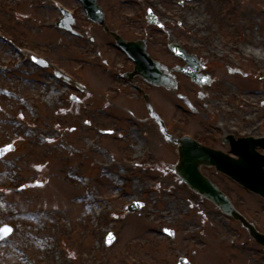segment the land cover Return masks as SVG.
Listing matches in <instances>:
<instances>
[{"label":"rangeland","instance_id":"374dc122","mask_svg":"<svg viewBox=\"0 0 264 264\" xmlns=\"http://www.w3.org/2000/svg\"><path fill=\"white\" fill-rule=\"evenodd\" d=\"M20 1L26 6L18 7ZM180 1L158 0L161 14H174L175 23H169L175 30L174 36L159 35L155 56L181 65L182 60L163 48L167 40L182 43L204 62L202 73L213 81L200 87L175 70L178 91L172 98L155 89L157 112L174 123L177 137L225 131L238 137L263 136L264 95L257 101L239 96L247 90L264 94V73L257 76L233 46L242 35L238 26L247 24L251 14L261 27L256 35L263 39L264 0H184L183 9ZM62 6L77 13L78 28L102 36L99 27L86 24L76 0H0V147L14 145L0 160V226L15 228L0 242V264H178L181 257L191 264H264V247L241 223L175 174L177 153L147 118V107L136 101L115 100V108L104 104L109 102L100 96L112 87L110 75L80 65L95 61V52L87 54L95 47L84 40L82 48L57 28ZM179 20L183 24L177 29ZM189 21L200 28L193 31ZM203 34L217 43L228 62L211 56L208 41L200 40ZM32 56L48 60L52 67L41 68ZM60 73L78 78L97 96L72 101L75 91ZM227 84L237 96H222ZM49 92L58 94L54 107L44 102ZM201 92L206 96L201 98ZM176 93H188L198 113L187 111ZM175 101L180 104L176 108ZM247 113L254 119H243ZM102 128L120 132L103 136ZM143 144L139 158L132 159L134 147ZM204 174L264 233L261 197L213 169ZM133 202H143L144 208L129 213L127 206ZM166 228L175 232L174 238L164 234ZM111 232L117 240L107 247L105 238Z\"/></svg>","mask_w":264,"mask_h":264},{"label":"flooded vegetation","instance_id":"af4514ba","mask_svg":"<svg viewBox=\"0 0 264 264\" xmlns=\"http://www.w3.org/2000/svg\"><path fill=\"white\" fill-rule=\"evenodd\" d=\"M98 2L105 10L106 26L102 28L103 38L101 39L100 44H96L95 39H92L91 43L94 44L95 48L89 50V54L95 52L97 55L95 57L103 60L107 69L112 72V75H114L111 83V86L113 87V98L120 96L126 97L125 95L127 93L124 92L125 88L131 86H134V90L140 92L142 95L144 90L137 84V82H141L145 85L150 92V86H148L145 80L135 76L133 62L128 58L125 52L118 47L115 38L116 35H120L127 42H139L145 44L148 53L154 59V50L158 45L159 41L157 38L159 35H168L169 32L174 34L173 26L167 23L173 19H171V16L164 14L161 17L163 21L162 27H158L148 21L150 12L159 16L158 8H154L155 4L147 3L145 5L139 2H134L133 0L119 2L118 4H112L109 0H98ZM87 33L89 34L88 30ZM169 42L170 40H167V43L164 45L165 48H168ZM139 47L141 51L142 46ZM118 58L120 61H118ZM130 76H134V78L130 79ZM75 89L80 90L77 85L75 86ZM188 96V93H186V95L183 96L182 101L187 103ZM142 98L145 101L149 100V98H144V94L142 95ZM105 100L109 102L111 101L110 98H105ZM165 126L166 129H168L166 124ZM171 133H173V130H171ZM231 136L233 138H231ZM197 138L199 142L205 146L231 153L232 142L238 137L232 132L225 131L204 134L203 136H197Z\"/></svg>","mask_w":264,"mask_h":264},{"label":"water","instance_id":"95a60500","mask_svg":"<svg viewBox=\"0 0 264 264\" xmlns=\"http://www.w3.org/2000/svg\"><path fill=\"white\" fill-rule=\"evenodd\" d=\"M72 20H65L60 23V25L66 29H71ZM192 60V57L189 58V61ZM42 65H46L44 62H40ZM190 70L187 68L185 71L193 76L194 79H197L199 76L196 74V68H194L193 63L190 61ZM155 77V83H162V78L159 71H155L153 74ZM199 80V79H198ZM192 142V141H191ZM185 142L184 148L180 149V164L177 167V174L196 192L205 195L220 208L227 213L228 215H232L235 219L241 221L250 234L261 244L264 245V235L259 233L256 228L248 223L246 219L240 215V213L233 207L230 201L206 178L201 172V165L204 163L209 164L208 155L212 153L206 149H197L195 147V143ZM7 150L4 152V154ZM3 154V155H4ZM3 155H0L2 157ZM217 156V163H226L224 167L219 166V169L226 174L232 176L239 183L244 185L245 187L251 189L252 191L262 195L264 197V170H262L263 164L258 163L252 169H249L243 161L234 162L232 160L226 159L223 155L214 154ZM140 205L136 204L134 206L133 211L139 209ZM8 226V225H7ZM4 227V226H3ZM10 227V226H8ZM2 228V227H1ZM12 229V227H10ZM13 232L12 231L4 236L0 234V240L7 238ZM114 241V237L110 235L109 243ZM181 264H189L186 260H181Z\"/></svg>","mask_w":264,"mask_h":264},{"label":"bare ground","instance_id":"6f19581e","mask_svg":"<svg viewBox=\"0 0 264 264\" xmlns=\"http://www.w3.org/2000/svg\"><path fill=\"white\" fill-rule=\"evenodd\" d=\"M251 15L247 24L243 23L238 26V30L242 32V35L239 39V42L237 44L235 43L233 48L236 50V54L240 58H242L248 65H250L253 71L260 75L264 73V37L263 39H260L258 35H256L257 31L259 30L258 23L256 22V19L252 17L253 15ZM190 21L189 25L194 26L193 31H196V28H200L199 24ZM200 40L208 41L211 50V56L215 57L216 59H220L223 62L229 61L228 57H226L225 52L220 51L216 46L217 43L214 40L209 39L206 34L200 35ZM225 91H227V93L222 95L225 99H230L237 96V94L232 91L231 87L228 84L225 87ZM246 97H252V100L257 101L263 98V93L244 92L242 95L239 96V98ZM57 98V93L49 92L46 94L44 102L47 103V106L54 107V105H56V102H58ZM243 119L252 120L254 119V116L252 114L247 113L244 114ZM131 133L133 134L134 131ZM141 147H144V144L139 147H134V149L137 150V153L135 152L133 154L132 159L135 160L139 158L138 151Z\"/></svg>","mask_w":264,"mask_h":264},{"label":"snow or ice","instance_id":"6c2138e0","mask_svg":"<svg viewBox=\"0 0 264 264\" xmlns=\"http://www.w3.org/2000/svg\"><path fill=\"white\" fill-rule=\"evenodd\" d=\"M49 139H51V138H49ZM13 148H14L13 144L6 145L5 149H0V155H3L6 150H12ZM11 231H12V229L10 227H8L7 225H5L4 227L0 228V234H2L4 236H7ZM166 231H171V230H166Z\"/></svg>","mask_w":264,"mask_h":264}]
</instances>
